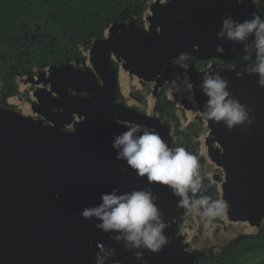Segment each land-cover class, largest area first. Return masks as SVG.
<instances>
[{
  "label": "flooded vegetation",
  "instance_id": "1",
  "mask_svg": "<svg viewBox=\"0 0 264 264\" xmlns=\"http://www.w3.org/2000/svg\"><path fill=\"white\" fill-rule=\"evenodd\" d=\"M209 2L186 0L185 4L176 5L171 13L176 19H184L178 24L188 33L185 39L187 49L190 46L195 49V52H184H189L193 57L199 54L193 61L194 72L198 75L209 69L222 72L233 67L239 68L237 72L242 74L249 61L243 60L245 53L242 45L233 47L232 43L217 35L221 19L228 15L237 21L251 18L253 14L264 17V0H241L240 3L236 0H211L213 5ZM222 2L226 4L224 11ZM115 6L111 8L106 0L102 5L92 2L87 15L89 19L74 17V21H57L60 14L55 13L46 14L51 18L46 19L43 12L32 11L30 0L14 3V11H2L0 106L18 108L20 104L15 100L23 104L35 103L31 92L36 85L28 82L22 88L21 83L41 65H60L73 60L76 68H82L78 72L92 71L99 85H102V80L109 81L108 78L112 76L114 86H109L108 92L113 91L114 103L125 108L122 113L126 116V121L122 122L125 128L139 126L142 130L158 132L170 147L182 146L196 154L204 170L211 173L204 180L206 195L212 199H222L229 205L224 215L206 227L198 217L189 215L177 205L178 198L166 185L152 184V191L163 195L161 205L157 206L164 213L167 222L164 234L169 237L170 243L157 253L144 250L147 264H254L264 260V249L259 247L243 255L245 240L264 238V92L257 93V98H263V101H255L253 92H244L243 97H239L238 92L233 93L242 104L251 108L250 116L255 117L256 122L246 130L235 126L229 131L223 122L210 125L202 117L204 104L190 98V93L185 90L187 70L174 66L172 59L162 65L163 68L167 65V74L170 72L164 80L158 76L151 80L144 79L149 78L150 73L145 74L140 64L131 61L130 68L122 69L121 64L125 62L121 63L113 57L110 60L113 69L101 72V75L92 67L85 68L84 54L91 42L103 38L106 28L124 20L131 14L128 11L136 12L139 26H144V0H138L133 5L126 4L125 0H116ZM112 9L117 10L113 15ZM207 33L210 34L209 38ZM239 77L245 79V76ZM74 95L86 96L80 92H74ZM21 112L24 113L23 110ZM80 120L81 117L74 114V122ZM64 128L69 129L67 125ZM146 187L149 185L144 178L138 189ZM240 210L242 212L238 214ZM244 210L252 211V219L242 220L245 219L241 217ZM243 223L260 225L242 238L233 240L237 228ZM237 253L238 259L235 258ZM261 254L260 259L256 258ZM230 257L234 258L230 260ZM248 257L249 261H246ZM85 264H94V257ZM109 264H139V261L131 251L124 249V252L112 257Z\"/></svg>",
  "mask_w": 264,
  "mask_h": 264
},
{
  "label": "water",
  "instance_id": "2",
  "mask_svg": "<svg viewBox=\"0 0 264 264\" xmlns=\"http://www.w3.org/2000/svg\"><path fill=\"white\" fill-rule=\"evenodd\" d=\"M185 1L164 4L144 0V26H139L136 12L128 11L131 14L124 20L106 28L103 38L91 42L84 54L85 68L92 67L101 75L113 69V57L125 62L122 69L130 68L131 61L140 64L145 74L150 73L144 79H166L170 72L166 73L167 65L163 68V64L180 52H195L192 46L187 49L188 33L178 24L184 19L171 15L175 6ZM208 4L213 5L211 0ZM224 5L222 2L223 11ZM75 65L72 60L38 66L21 83L22 88L28 82L36 85L31 92L35 103L15 100L18 108L0 106V264H85L95 257L99 246L115 248V255L124 252L120 244L109 239L110 234L94 227L95 220L83 219L80 212L98 205L101 193L113 188L120 192L138 189L144 178L117 160L111 147L114 135L126 130L122 123L126 121L122 114L125 108L114 103L113 91L108 92L109 86H114L113 77L99 85L92 71L78 72L82 68ZM237 69L220 72L229 81L231 93L243 97L244 92H253L255 101H263L257 98V93L264 92L257 85L258 76L245 71L240 74ZM187 72L185 82L194 85V100L204 104L206 97L199 91L203 72H194L193 63ZM74 92L86 96H75ZM74 114L81 117L79 122H74ZM153 193L156 204L161 205L163 195ZM251 213L244 210L242 220L252 219ZM259 225H239L233 240Z\"/></svg>",
  "mask_w": 264,
  "mask_h": 264
},
{
  "label": "clouds",
  "instance_id": "3",
  "mask_svg": "<svg viewBox=\"0 0 264 264\" xmlns=\"http://www.w3.org/2000/svg\"><path fill=\"white\" fill-rule=\"evenodd\" d=\"M161 2L169 4L171 0ZM217 35L232 43L233 47L242 45L243 60L249 61L244 71L256 74L257 85L264 88V17L253 14L251 18L237 21L228 15L221 19ZM194 59L190 53L180 52L172 63L186 71ZM228 85L229 81L221 76L220 71L209 69L203 72L199 91L206 100L201 115L207 121L223 122L229 131L235 126L246 130L256 118L250 116L251 108L242 104ZM185 90L194 99V85L190 81L185 82ZM111 147L116 153L115 158L124 161L138 177L145 178L149 187L124 192L113 188L108 193H101L100 203L85 207L80 216L95 220L94 227L110 234L109 239L131 251L139 264H147L144 250L157 253L170 243L164 234L167 222L156 204L152 184L166 185L178 198L177 205L189 215L198 217L206 227L228 210L226 201L206 195L204 180L211 173L204 170L199 157L185 147H170L158 132L128 126L125 131L114 135ZM115 254V248L102 246L94 257V264H109Z\"/></svg>",
  "mask_w": 264,
  "mask_h": 264
},
{
  "label": "trees",
  "instance_id": "4",
  "mask_svg": "<svg viewBox=\"0 0 264 264\" xmlns=\"http://www.w3.org/2000/svg\"><path fill=\"white\" fill-rule=\"evenodd\" d=\"M18 1V0H17ZM27 1V0H26ZM96 1V2H95ZM104 0H30V5L32 11H39L45 14L46 19H51L49 13L60 14L57 16V21L65 20V21H74L75 18H82L88 20L89 17L87 15L91 11L92 2L95 4L99 3L100 5L103 4ZM110 5L111 8L116 7V0H106ZM25 0H20L19 2L14 3H23ZM138 0H125L126 4H135ZM11 0H0V13L2 11H14L15 8L12 7L14 4ZM101 12V10H99ZM117 11L116 9L111 10V15H113ZM51 21V20H49ZM52 22V21H51ZM244 244V252L243 255H247L252 250L264 249V238L254 239L250 238L243 242ZM258 249V250H259ZM236 256V257H235ZM234 257L238 259V253ZM234 257H230L232 260ZM254 264H264V260L256 261Z\"/></svg>",
  "mask_w": 264,
  "mask_h": 264
},
{
  "label": "rangeland",
  "instance_id": "5",
  "mask_svg": "<svg viewBox=\"0 0 264 264\" xmlns=\"http://www.w3.org/2000/svg\"><path fill=\"white\" fill-rule=\"evenodd\" d=\"M263 256V254L256 256V258L260 259ZM246 261H249V257L246 259ZM251 261V260H250Z\"/></svg>",
  "mask_w": 264,
  "mask_h": 264
}]
</instances>
